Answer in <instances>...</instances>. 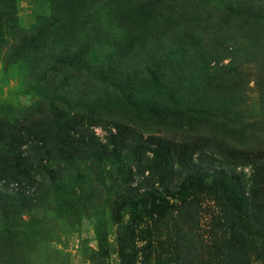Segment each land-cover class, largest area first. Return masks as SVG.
<instances>
[{"label":"rangeland","instance_id":"374dc122","mask_svg":"<svg viewBox=\"0 0 264 264\" xmlns=\"http://www.w3.org/2000/svg\"><path fill=\"white\" fill-rule=\"evenodd\" d=\"M8 8L55 45L6 53L0 9V122L55 104L101 144L47 161L29 207L0 202V264H264V0Z\"/></svg>","mask_w":264,"mask_h":264},{"label":"trees","instance_id":"16d2710c","mask_svg":"<svg viewBox=\"0 0 264 264\" xmlns=\"http://www.w3.org/2000/svg\"><path fill=\"white\" fill-rule=\"evenodd\" d=\"M3 1L4 4L0 2L1 12L5 16L8 29L11 28L9 33H15L13 39L6 42L4 48L6 53L18 54V56L25 54L28 55L27 57L37 58L39 50L44 46L55 45V42L52 43L46 36V30L40 29L35 33L20 31L15 26L14 9L8 8L10 0ZM16 29L19 30L18 33L15 32ZM2 32L5 33V30H0L1 37ZM67 57L66 51L60 61ZM48 113L51 119H48V115L39 117L32 114L29 120L22 115H15L0 122V202L3 201L13 209H23L32 205L36 199L34 195L40 191L47 175L45 173L47 161H52L55 166L63 162L65 165H73L78 157H81L80 153L86 156L95 155L101 144L98 141L92 142V136H88V141L82 139L84 135L82 130L85 126L78 122L68 124V113L57 105H50ZM77 114L78 112L75 116ZM83 114L86 118L87 115L93 119L96 117L89 112ZM108 131L114 138L113 133ZM90 142L93 143L91 146H89ZM152 147L153 154L157 155L161 144L158 146L154 144ZM115 150L114 145H111L109 150H105L102 146L99 148V151H104L105 154L109 152L114 157L119 155L117 158L124 157L125 153L132 156L136 154L127 150L122 154L120 152L116 154ZM56 169L57 167L55 170H47L48 176L53 175ZM206 172L212 176L216 174V171ZM179 176L183 174L180 172ZM232 178L238 177L233 174ZM11 183H16V187ZM0 207L4 209L3 206Z\"/></svg>","mask_w":264,"mask_h":264}]
</instances>
